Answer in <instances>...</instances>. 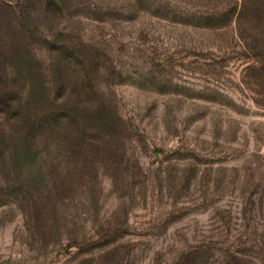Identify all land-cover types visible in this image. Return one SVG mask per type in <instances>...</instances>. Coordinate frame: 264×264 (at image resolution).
Wrapping results in <instances>:
<instances>
[{
  "label": "rangeland",
  "instance_id": "obj_1",
  "mask_svg": "<svg viewBox=\"0 0 264 264\" xmlns=\"http://www.w3.org/2000/svg\"><path fill=\"white\" fill-rule=\"evenodd\" d=\"M0 264H264V0H0Z\"/></svg>",
  "mask_w": 264,
  "mask_h": 264
},
{
  "label": "trees",
  "instance_id": "obj_2",
  "mask_svg": "<svg viewBox=\"0 0 264 264\" xmlns=\"http://www.w3.org/2000/svg\"><path fill=\"white\" fill-rule=\"evenodd\" d=\"M30 107H31V105H30ZM43 109H44V111L42 112V114H41L40 117H42L43 113H45V112H46V113H45V115H43V117H48L49 114H50V113H48V112H50L49 108L46 106V107H44Z\"/></svg>",
  "mask_w": 264,
  "mask_h": 264
}]
</instances>
